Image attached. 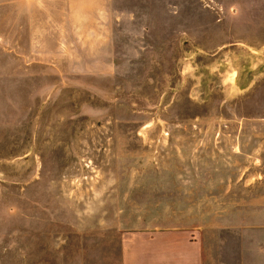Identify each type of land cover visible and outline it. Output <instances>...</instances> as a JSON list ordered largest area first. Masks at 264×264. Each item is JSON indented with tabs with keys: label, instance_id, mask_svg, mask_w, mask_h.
<instances>
[{
	"label": "rangeland",
	"instance_id": "374dc122",
	"mask_svg": "<svg viewBox=\"0 0 264 264\" xmlns=\"http://www.w3.org/2000/svg\"><path fill=\"white\" fill-rule=\"evenodd\" d=\"M179 257L264 264V0H0V264Z\"/></svg>",
	"mask_w": 264,
	"mask_h": 264
},
{
	"label": "crops",
	"instance_id": "0c3cea01",
	"mask_svg": "<svg viewBox=\"0 0 264 264\" xmlns=\"http://www.w3.org/2000/svg\"><path fill=\"white\" fill-rule=\"evenodd\" d=\"M162 257H165V256H162ZM167 258H170V255L169 254H167L166 255V257L165 258H163V260H161V262L163 261V263H164V261H166L167 260ZM180 257L178 258V264H180ZM175 262H176V260H174Z\"/></svg>",
	"mask_w": 264,
	"mask_h": 264
}]
</instances>
